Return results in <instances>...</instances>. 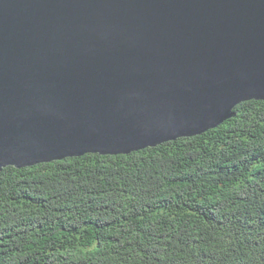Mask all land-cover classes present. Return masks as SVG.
<instances>
[{"label":"water","instance_id":"water-1","mask_svg":"<svg viewBox=\"0 0 264 264\" xmlns=\"http://www.w3.org/2000/svg\"><path fill=\"white\" fill-rule=\"evenodd\" d=\"M264 100V0H0V172L197 135Z\"/></svg>","mask_w":264,"mask_h":264},{"label":"trees","instance_id":"trees-1","mask_svg":"<svg viewBox=\"0 0 264 264\" xmlns=\"http://www.w3.org/2000/svg\"><path fill=\"white\" fill-rule=\"evenodd\" d=\"M197 135L0 172V264H264V100Z\"/></svg>","mask_w":264,"mask_h":264}]
</instances>
